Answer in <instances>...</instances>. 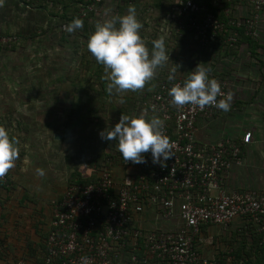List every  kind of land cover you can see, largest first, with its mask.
<instances>
[{"label":"built area","instance_id":"2783aa9c","mask_svg":"<svg viewBox=\"0 0 264 264\" xmlns=\"http://www.w3.org/2000/svg\"><path fill=\"white\" fill-rule=\"evenodd\" d=\"M83 1L88 3L82 11L85 17L101 15L108 5L123 0ZM263 10L264 0H175L168 20L175 23L178 34L192 33L202 47L223 38L230 49L243 36H257ZM62 29L66 31V26ZM183 81L175 76L162 80L145 104L149 118L157 116L163 121L164 134L173 145L174 155L165 165L153 164L150 152L140 164L121 161L119 154L108 158V166L94 181L70 184L55 204L43 257L21 259L17 264H81V256L89 264H114L126 248L137 250L139 240L150 258L161 264H244L231 253L206 257L199 251L203 229L228 227L237 221L260 234L264 244V191H228L226 187L230 171L243 163L242 145L251 143L252 132L242 136L243 144L232 138L202 143L197 138L198 123L217 108L171 104L169 88ZM219 84L222 94L230 92L226 82ZM118 163L125 170L121 177L113 170ZM9 182L8 170L0 177V185ZM148 209L178 226L173 231L134 229L136 216Z\"/></svg>","mask_w":264,"mask_h":264},{"label":"rangeland","instance_id":"374dc122","mask_svg":"<svg viewBox=\"0 0 264 264\" xmlns=\"http://www.w3.org/2000/svg\"><path fill=\"white\" fill-rule=\"evenodd\" d=\"M0 1L5 4H0V126L18 141V157L14 167L9 169L7 206L0 210V214L5 213L8 219H0V224L15 223L14 228L7 226L5 233L17 240H26L36 235L37 227L42 230L39 236L48 235L55 204L74 183L72 180L96 179L108 166L107 159L113 152L111 146L116 143L101 140L98 133L114 126L121 115L139 116L158 82L151 79L136 91H109L104 67L98 68L94 62L86 48L87 39L78 37L82 28L64 35L60 33L63 29L55 28L58 20L44 18V11L34 9L29 14V6L25 9L24 5H19L24 10L20 11L7 1ZM48 7L51 12H61V7ZM139 11L142 12L143 8L140 7ZM126 13L127 10H116L108 5L101 15L90 17V25ZM150 16V23L147 16L142 18H145L142 23L149 25L159 21L156 14ZM167 22L170 24L169 20ZM48 28L58 34L44 33ZM145 28H141L146 36L145 45H150L159 37H149ZM169 33L172 36L165 37V43L175 44L171 40L177 38L176 29L170 28ZM19 34L26 38L19 40ZM184 34L177 36L190 40ZM16 39L19 40L17 45L10 46ZM187 43L190 44L188 50L178 57L175 52H168L169 60L157 70V75H165L175 68L174 76L186 78L193 70L198 54L194 47L198 43L191 40ZM207 60L211 62V56H207ZM98 74L107 81L106 92ZM57 134L61 137L56 138ZM37 168L44 170L43 176L37 175ZM115 170H121L120 163ZM213 231L211 243L210 237L203 240L211 248L206 257H213L214 250L229 254L231 247L237 246V240L250 239V233L240 221ZM1 257L9 260L8 264H15V260L19 261L23 256ZM3 262L0 260V264H6Z\"/></svg>","mask_w":264,"mask_h":264},{"label":"crops","instance_id":"0c3cea01","mask_svg":"<svg viewBox=\"0 0 264 264\" xmlns=\"http://www.w3.org/2000/svg\"><path fill=\"white\" fill-rule=\"evenodd\" d=\"M4 1H7V4L20 10L17 8L16 0L14 2H12L13 0ZM169 2L174 3L175 0H169ZM0 4L2 6L5 5L3 1H0ZM20 5H24V8L28 9V6L24 3L21 2ZM124 5L125 2L118 1V3L113 6L116 10L117 8L120 10ZM142 6L143 5L137 4V8H135L136 17L142 24V27L146 26V31L150 33L149 37H156L157 35V37H163L164 40L165 37H171L172 35L169 33L170 28H176L175 23L169 24L167 22V26L166 21L168 20V15H166L165 19H158L159 21L153 22L149 25L142 23L145 21V18L142 19L143 17L147 16L146 19L147 22H149L151 13L157 15L155 8H150L148 11H145ZM140 7L143 8L142 12L139 11ZM244 8H249V6L244 4ZM29 9L32 10L31 7H29ZM90 22L91 19L89 23ZM158 22H160L161 25ZM152 26L155 27L156 30H154ZM139 32L141 38L144 40L146 36L143 35L141 29ZM183 33H185L186 35L184 34V36H188L192 42L198 43L196 37L192 33ZM256 34L257 36L253 38L255 41L254 44H250L244 39L248 37L243 36L241 41L234 48L230 49L226 47L223 38H220L207 47H202L199 44L194 45L196 53L198 54L193 69L200 63H206L202 66L211 69L209 73L210 77L215 78L218 82H226L229 86L230 93L232 94V100L227 112L217 109L209 118H204L199 121L197 131L198 140L206 144H215L222 138H232L238 143L243 144L242 136L246 132H252L253 136L250 144L242 145L244 159L242 165L233 168L229 173L226 180L228 191H264V10L260 15ZM177 35L178 34H176V36ZM190 40H185L184 38L171 40L175 44L167 45L165 43L166 50L167 52H175V57H178V54L188 50L190 44L187 42ZM166 42L169 41L166 39ZM145 46L151 49L152 44H147ZM207 56H211V62L208 60L206 61ZM166 75H169V72H167ZM187 76L188 75H186V77ZM163 78L166 77L155 74L152 80L159 84ZM182 79L185 80L186 78ZM141 114L145 115L146 118H149L145 108L140 115ZM117 165L118 164L114 166V170ZM124 171V169L119 171L115 170L117 173L115 176L121 177ZM9 188V184L0 185V210L5 209L7 206L6 200ZM0 215L2 220L8 219L5 213ZM135 219L134 229L141 228L144 231H152L160 227H165L168 230L173 231L175 227L178 226L176 221L170 223L161 219L153 209H148L144 214L136 216ZM14 225L15 223L12 222H4V224L2 222V224H0V256H29L28 258L30 261H35V258L38 256H43L45 252L43 242L47 233L44 234L43 237L39 236L42 230L37 227L35 230L36 235L26 240H17L14 236L9 235V233H5L6 229L11 227L14 228ZM215 228L216 227L203 229L201 237L206 239L207 237L212 236L214 240L213 229ZM244 229L245 231H252L251 227L245 228L244 226ZM204 242L207 241H203L202 244H204ZM202 244H200V246ZM201 249H199L200 253L208 256V249L211 248L205 245L201 246ZM145 252L149 256L146 249L144 253ZM211 254L217 255L219 253H216L214 250ZM32 256H34V258H30ZM153 264L161 263L154 262Z\"/></svg>","mask_w":264,"mask_h":264},{"label":"clouds","instance_id":"9594fccd","mask_svg":"<svg viewBox=\"0 0 264 264\" xmlns=\"http://www.w3.org/2000/svg\"><path fill=\"white\" fill-rule=\"evenodd\" d=\"M82 26L80 18H73L66 25V31L72 33ZM141 28L135 7L129 5L126 14L98 21L89 35L86 48L95 61L104 67L109 91H136L143 88L169 60L164 38L154 39L149 49L140 36ZM203 64L206 63H200L191 70L183 83L173 84L169 88L170 102L178 107L190 104L201 110L205 106L214 105L227 112L232 94L221 93L219 82L209 75L211 69ZM175 72V68L170 70L169 80L174 79ZM218 95H223V98L217 100ZM163 127V121L157 116L146 118L143 114L135 117L121 115L114 126L100 131L98 135L101 140H116L117 149L126 162L145 163L144 154L150 152L151 162L163 167L174 155L173 145L164 134ZM17 144V139L10 137L8 130L0 126V177L14 167L18 157ZM36 173L43 176L44 170L37 168ZM80 260L81 264H89L86 256H81Z\"/></svg>","mask_w":264,"mask_h":264},{"label":"trees","instance_id":"16d2710c","mask_svg":"<svg viewBox=\"0 0 264 264\" xmlns=\"http://www.w3.org/2000/svg\"><path fill=\"white\" fill-rule=\"evenodd\" d=\"M14 1L15 0H13L12 2H14ZM21 2L24 3L25 5L31 7L33 10L35 9L37 11L38 10L44 11L46 14L45 15L42 12V16L44 18L57 19L58 22H57V25L55 26V28H57V26H58L60 29H62V27L69 24L73 20V18H80L83 21V26L81 27L83 29V32H82V34L79 33L78 37H85L86 39H88L89 35L91 34L90 29H92V31H94L95 26L91 27V25L89 23L90 17L92 16V14L87 15L85 17H82V11L84 10V7L88 5V3L84 2L83 0H43V1L42 0H16L17 8H19V5L21 4ZM123 2H125V5L120 10H127L129 5H132L135 8H137V4L143 5L142 7L144 8L145 11H148V9H150V8H155L158 19H165L166 15H171L170 11H171V8L173 5V3L169 2V0H123ZM48 6L61 7V9H60L61 12L60 13L51 12L49 10ZM33 10H31V11H33ZM31 11L29 9V14ZM122 15H124V14H122ZM29 17H30V19L32 18L31 16H29ZM159 24L161 25L160 22H159ZM50 25H52V24H50ZM44 33H49L52 35L54 34L56 36L57 32H55V30L52 28H48V29L44 30ZM60 33L61 34L63 33L64 35H66L67 31H62ZM61 37H64V36H61ZM176 37H177L176 39H179L178 36H176ZM22 38L24 40V38H26V36H24L23 34L22 35L19 34V40ZM17 39H18V36H17ZM17 39H16L15 43H10V46L15 45V44L17 45V43L19 41ZM244 39H246L250 44L255 43V41L251 37L244 38ZM4 47H8L7 44H5ZM13 48H15V47H13ZM93 59H94V57H93ZM94 62H96L95 59H94ZM96 65L98 66V68H100L102 66L101 64H98V63ZM163 76L166 77V78H163V80L168 79V75L165 74ZM98 77L100 79H102V80H100V82L103 85V90L105 91L107 89V86H106L107 81L104 78V76H102V75L98 74ZM145 97H147V95H145ZM70 116L73 117V115H70ZM110 142L116 143V144L115 145L112 144V146H111L112 150L111 151H113V152L109 157L111 158L114 154H119L121 157V159H119V160L122 161L123 158L117 149V143L118 142L116 140H113ZM94 180H95V178L94 179H76V180H72V183L74 182V183H80V184H88ZM0 219H1V215H0ZM248 233H250V235H249L250 239L248 240V239L244 238V240H246V241L237 240L236 241L237 246L231 247L232 248V251L230 252L231 255L234 256L237 260H242L244 262V264H264V244L261 243V235L255 234L253 229H252V231L248 230ZM45 239H47V235H46ZM44 242H45V240H44ZM44 242H43V246H44V250H46ZM139 244H140V247L137 250H134L133 248H126L122 252L121 256L119 258H117L116 260H114V264H153L154 262H157L156 259L150 258V256H148L146 252L144 253L145 247L143 246V242L141 240H139ZM133 255H135L136 261H133V257H134ZM220 255H227V254H226V252L225 253L222 252ZM32 257H34V256H32ZM42 257L43 256H38L37 259L35 258V260H40ZM21 259L30 261V259L28 257H25V256L19 258V261ZM0 260L4 261L3 263H6V264L10 263L9 260H7V259L5 260L1 256H0ZM14 263L17 264L18 260L16 259Z\"/></svg>","mask_w":264,"mask_h":264},{"label":"water","instance_id":"95a60500","mask_svg":"<svg viewBox=\"0 0 264 264\" xmlns=\"http://www.w3.org/2000/svg\"><path fill=\"white\" fill-rule=\"evenodd\" d=\"M61 137L59 134L56 135V138Z\"/></svg>","mask_w":264,"mask_h":264}]
</instances>
